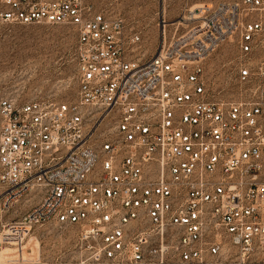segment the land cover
<instances>
[{
    "label": "built area",
    "instance_id": "obj_1",
    "mask_svg": "<svg viewBox=\"0 0 264 264\" xmlns=\"http://www.w3.org/2000/svg\"><path fill=\"white\" fill-rule=\"evenodd\" d=\"M0 21L76 30L73 98L0 97V208L38 196L5 237L53 221L97 264H264V0L191 7L144 60L87 0H0ZM226 43L221 98L206 61Z\"/></svg>",
    "mask_w": 264,
    "mask_h": 264
},
{
    "label": "rangeland",
    "instance_id": "obj_2",
    "mask_svg": "<svg viewBox=\"0 0 264 264\" xmlns=\"http://www.w3.org/2000/svg\"><path fill=\"white\" fill-rule=\"evenodd\" d=\"M120 13L141 41L133 55L147 59L187 26L183 13L199 4L220 0H87ZM165 30V37L163 31ZM76 30L70 24H8L0 21V97L69 99L75 96ZM233 45L226 43L206 61L217 97L229 98L237 88L232 73ZM1 191V187H0ZM21 198L8 211L0 208V262L7 264H97L82 244L76 226L53 221L35 225L22 239H8L9 228L36 202ZM21 238V237H20Z\"/></svg>",
    "mask_w": 264,
    "mask_h": 264
}]
</instances>
